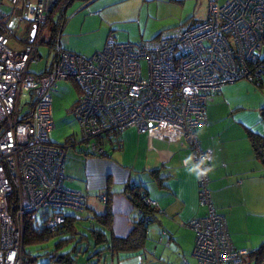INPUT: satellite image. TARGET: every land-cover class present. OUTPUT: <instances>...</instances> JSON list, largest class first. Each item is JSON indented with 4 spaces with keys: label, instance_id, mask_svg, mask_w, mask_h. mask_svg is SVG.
I'll list each match as a JSON object with an SVG mask.
<instances>
[{
    "label": "built area",
    "instance_id": "1",
    "mask_svg": "<svg viewBox=\"0 0 264 264\" xmlns=\"http://www.w3.org/2000/svg\"><path fill=\"white\" fill-rule=\"evenodd\" d=\"M2 1L13 7L17 0H0V264H20L24 220L30 222L39 209L50 207L42 226L54 231L86 207V195L62 182L66 149L85 145L87 153L103 155V139L115 140L129 126L178 136L189 149L197 203L205 207L185 222L194 232L195 264L244 262L249 249L231 243L224 217L211 202L209 153L200 148L195 128L205 123V102L222 84L263 81L264 0H207L202 20L179 23L147 39L119 41L107 32L102 46L87 55L55 41L51 66L40 73L27 65L37 60V43L59 1L24 0L19 17L35 28L20 49L7 44ZM66 78L77 86L70 107L77 132L53 142L50 92L56 80ZM22 90L29 94L24 109L18 105ZM142 199L154 204L146 195Z\"/></svg>",
    "mask_w": 264,
    "mask_h": 264
},
{
    "label": "crops",
    "instance_id": "2",
    "mask_svg": "<svg viewBox=\"0 0 264 264\" xmlns=\"http://www.w3.org/2000/svg\"><path fill=\"white\" fill-rule=\"evenodd\" d=\"M58 7H62L56 16L60 24L50 31L51 37L63 48L83 55L100 48L110 31L117 35L124 30L128 39L138 37L139 29V37L147 39L178 24V0H70L60 2L53 14ZM17 10L18 4L10 7L3 19L12 49L22 48L31 35V23L22 21ZM168 15L171 18L164 20ZM52 61L53 55L47 56L31 72L46 71ZM260 87L244 79L222 84L205 102V123L195 128L200 148L209 153L206 167L211 202L224 217L231 243L249 250L264 238V168L248 138V133L264 134V91ZM74 123L68 135L76 134ZM116 137L103 139V155L87 153L85 145L76 146L77 151L73 146L66 149L69 160L64 167L63 158L62 182L86 195L83 217L78 214L74 219L93 223V215L104 210L106 198L107 232L124 237L139 217L126 195L143 191L154 202V218L146 224L141 247L105 248L100 254L108 256L111 264H195L193 231L185 222L201 214L202 207L196 199L195 169L189 162L188 147L178 136L142 133L130 126Z\"/></svg>",
    "mask_w": 264,
    "mask_h": 264
},
{
    "label": "rangeland",
    "instance_id": "3",
    "mask_svg": "<svg viewBox=\"0 0 264 264\" xmlns=\"http://www.w3.org/2000/svg\"><path fill=\"white\" fill-rule=\"evenodd\" d=\"M217 2H221L222 0H216ZM24 0H17L16 4L14 6H19V10H17V15L19 17L20 14V6L23 4ZM207 6V0H178V24L182 22H193V21H199L205 18V11ZM1 8L4 11L9 10L10 4H6L4 1L1 2ZM59 13V9L55 11L53 14L52 20L45 24L43 32L41 34L40 40L37 43L36 51L39 54V59L36 63H29L28 69L30 71L38 70L40 64L42 63L43 59L49 56V58L53 55V49H52V43L55 42L54 38L51 37V30H57L59 26V22L56 19V16ZM51 14V15H52ZM20 18V17H19ZM171 18V15H168L164 20H169ZM60 21V20H59ZM139 31V29H138ZM134 32L130 31L131 33H135L138 35L136 38L129 37L128 39L124 36L126 31H117L118 34L115 35L111 31L110 33L113 34L114 38L119 41H125V40H136L139 37L140 32ZM114 32V31H113ZM116 32V31H115ZM54 40V41H53ZM141 67H143V61H140ZM34 73V72H33ZM261 86V87H260ZM259 87L264 91V81H262L261 85ZM77 95V86L75 82L71 78H66L64 80L56 81L52 87V90L50 92V110L51 115L53 119V128L49 133V138L53 142H62L64 139V136H67L72 131V122H75L73 120V117L70 112V105L72 100ZM29 98L28 91L22 90L18 94V105L20 109H24L26 107V102ZM264 122V119H263ZM76 124V123H74ZM77 127V125H76ZM77 132V128H76ZM78 147H74V150H78ZM69 151L65 153L64 157V167L65 164L69 160L68 156ZM66 212L71 213L70 209H64ZM50 207H44L37 211V213L31 217L30 222L33 227L36 229H40L42 225V221L45 218L46 214L50 212ZM81 211H78L77 213L80 215V217H83V214H81ZM82 215V216H81ZM87 219H75L71 220L72 226L74 227L75 232H68L65 229L62 228V230L59 229V231H53L49 233L46 238L36 239L32 242H24L22 249H23V255L28 256L27 259L23 260L21 264H62L59 263L51 258V255L53 252L56 254L58 252L64 251L69 248L71 243L76 244V249H80V251L76 252L72 257L74 258L73 264H87L95 259H99V261L96 262V264H111L109 257L104 256L102 254H99V256H96V254H90L88 251H92L93 249L90 247L91 244V235L89 230H87L88 224L86 222ZM77 231H80L81 233L86 234V242H83L81 240L80 242L72 241L68 245H65L62 248H54V242L58 239L64 238L72 234L74 236V239L78 238ZM88 245V251L87 253L83 251L82 249ZM96 248V247H94ZM104 260V261H103ZM113 264V263H112ZM240 264H246V259L244 262H241Z\"/></svg>",
    "mask_w": 264,
    "mask_h": 264
},
{
    "label": "trees",
    "instance_id": "4",
    "mask_svg": "<svg viewBox=\"0 0 264 264\" xmlns=\"http://www.w3.org/2000/svg\"><path fill=\"white\" fill-rule=\"evenodd\" d=\"M58 1H59L58 5H60V2L68 3L70 0H58ZM61 8L62 7L59 8V13H61V10H60ZM261 83L256 86H260ZM263 119H264V116H263ZM69 136L70 135H68L67 137ZM248 138H249V142H250V145L252 147L255 157L261 161L263 168H264V134L261 135L257 133H248ZM76 146H79V145L73 144V147H76ZM206 172H207V167H206ZM207 188H208V176H207ZM128 193H129V197L133 205H135L138 209L139 217L133 221L132 228L129 230L127 235L124 237L117 238L112 235H109V233L107 232L108 231L107 228H108V218H109V207L107 204V200L105 198L104 210L100 213L94 214L93 223H90L88 224L87 227H85L87 228V230H89L90 235L92 237L90 247L93 250L88 251L87 250L88 245H87L82 249L83 251H85L86 253L88 251V253L90 254H96V256H99L100 252H102L105 248L113 249V250L114 249L115 250L116 249L128 250V249H137L141 247L142 240L145 236L146 224L150 220H152V218H154V215H153L154 204L150 205L149 203H146L143 201L142 197L145 196L143 191L141 192L134 191V192H128ZM199 206L202 207V212H201L202 214L205 210V207L203 205H199ZM143 217L145 219L144 221H143ZM73 219L74 218L66 217L65 221L61 223L54 231H57V230L59 231V229L62 230L63 228L70 233L75 232L74 227L71 224L72 222H70ZM51 232L53 231L46 230L42 225L40 229H36L35 227L31 225L29 220L25 219L23 234H22V246L24 242H32L36 239L46 238V236ZM77 234L82 236L84 239L83 242H86V244H88L86 240V234L81 233L80 231H77ZM82 237H78L77 239H74V236L70 234L67 237L58 239L57 241L54 242L53 245L55 249L62 248L65 245H68L69 243H71L72 241L80 242L82 240ZM193 239H194V232H193ZM76 250L78 252L80 251L79 248L76 249V244L71 243L68 249L58 252L57 254L53 252L51 255V258L62 264H73L74 258L72 256L76 254L77 252ZM249 251L250 252L246 256V264H262V261L264 259V238L260 241V243L255 248ZM27 257L28 256L23 255V249H22L20 264L23 260L27 259ZM97 261H99V259H95L87 264H96Z\"/></svg>",
    "mask_w": 264,
    "mask_h": 264
},
{
    "label": "water",
    "instance_id": "5",
    "mask_svg": "<svg viewBox=\"0 0 264 264\" xmlns=\"http://www.w3.org/2000/svg\"><path fill=\"white\" fill-rule=\"evenodd\" d=\"M34 28H35V24H31V28H30L31 35L33 34ZM31 35H30V38H31ZM126 196H129V195L127 194Z\"/></svg>",
    "mask_w": 264,
    "mask_h": 264
},
{
    "label": "clouds",
    "instance_id": "6",
    "mask_svg": "<svg viewBox=\"0 0 264 264\" xmlns=\"http://www.w3.org/2000/svg\"><path fill=\"white\" fill-rule=\"evenodd\" d=\"M11 26V25H10Z\"/></svg>",
    "mask_w": 264,
    "mask_h": 264
}]
</instances>
